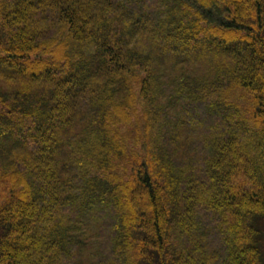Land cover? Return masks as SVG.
<instances>
[{"label": "trees", "instance_id": "trees-1", "mask_svg": "<svg viewBox=\"0 0 264 264\" xmlns=\"http://www.w3.org/2000/svg\"><path fill=\"white\" fill-rule=\"evenodd\" d=\"M264 0H0V264H263Z\"/></svg>", "mask_w": 264, "mask_h": 264}, {"label": "rangeland", "instance_id": "rangeland-1", "mask_svg": "<svg viewBox=\"0 0 264 264\" xmlns=\"http://www.w3.org/2000/svg\"><path fill=\"white\" fill-rule=\"evenodd\" d=\"M262 227H263V236H262V242H263V240H264V222H263V225H262ZM262 252H263V264H264V247L262 246Z\"/></svg>", "mask_w": 264, "mask_h": 264}]
</instances>
